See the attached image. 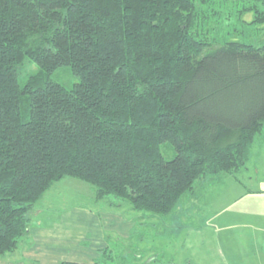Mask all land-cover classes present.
Listing matches in <instances>:
<instances>
[{"label": "trees", "instance_id": "trees-1", "mask_svg": "<svg viewBox=\"0 0 264 264\" xmlns=\"http://www.w3.org/2000/svg\"><path fill=\"white\" fill-rule=\"evenodd\" d=\"M198 21L195 0H0V257L67 177L168 215L197 181L245 166L264 128V44L214 47ZM65 66L71 88L52 78Z\"/></svg>", "mask_w": 264, "mask_h": 264}, {"label": "rangeland", "instance_id": "rangeland-1", "mask_svg": "<svg viewBox=\"0 0 264 264\" xmlns=\"http://www.w3.org/2000/svg\"><path fill=\"white\" fill-rule=\"evenodd\" d=\"M195 1L198 28L209 38L212 46L232 41L255 46L264 44V25L253 22V7L257 11L264 10L261 1ZM37 68L33 65L29 71L35 72ZM52 78L68 88L79 82L69 66L58 69ZM259 141H264V128ZM164 154L168 160L172 158L166 150ZM252 165L253 159L237 172L243 175L246 167ZM247 183L250 188L259 186L264 189L263 184L256 185L254 180ZM242 190L233 174L199 180L193 191L185 193L168 215L134 211L128 207L127 201H120L123 208L115 210L116 207L101 201L104 208L120 212L126 219H136L138 223L129 245L127 242H116L113 246L119 252L113 264H150L152 256L157 257L154 258L156 264H264V242H261L264 233L254 230L252 222L256 218L251 210L254 203L249 197L242 198ZM43 197L36 209L53 212L74 207L104 210L98 208L99 202L95 201L92 185L80 178L67 177L57 182ZM141 214H145L144 220L140 219ZM50 216L54 217V213L51 212ZM256 249L260 252L258 257L251 256ZM137 255L141 258L138 259Z\"/></svg>", "mask_w": 264, "mask_h": 264}, {"label": "crops", "instance_id": "crops-1", "mask_svg": "<svg viewBox=\"0 0 264 264\" xmlns=\"http://www.w3.org/2000/svg\"><path fill=\"white\" fill-rule=\"evenodd\" d=\"M252 159L253 165L246 167L243 175L237 172L233 176L243 189L242 198L249 197L254 203L251 208L256 218L251 221L254 230L264 233V201H258L264 199V189L259 186L250 188L247 183L248 180H254L256 185H264V141H259L252 148L248 162ZM99 203L98 208L104 209L103 211L74 207L53 212L34 207L26 235L15 251L0 257V264H60L64 261L113 264L119 253L113 246L116 242H127L129 245L138 223L135 222L136 219H126L120 212L115 211L122 209L123 204L111 210L104 208L103 203L100 207ZM128 207L132 209L130 205ZM51 212L54 217L50 216ZM260 215L263 217L259 218ZM144 217L145 214L140 215L141 220H144ZM257 236L259 238V235ZM261 242H264V236H261ZM258 253L260 252L257 249L253 250L251 256L258 257ZM137 256L138 259L141 258V255ZM150 258V264H156L154 258L157 257Z\"/></svg>", "mask_w": 264, "mask_h": 264}]
</instances>
